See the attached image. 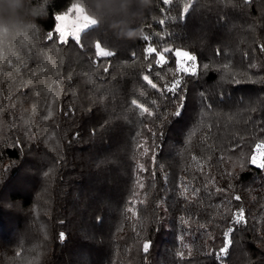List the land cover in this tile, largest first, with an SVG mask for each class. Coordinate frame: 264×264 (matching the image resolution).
<instances>
[{
	"label": "trees",
	"instance_id": "trees-1",
	"mask_svg": "<svg viewBox=\"0 0 264 264\" xmlns=\"http://www.w3.org/2000/svg\"><path fill=\"white\" fill-rule=\"evenodd\" d=\"M75 2L95 20L80 34L83 47L49 40L54 17ZM8 6L0 264H264V170L249 162L264 143V0ZM148 36L197 57L195 76L175 73L174 54L153 67L161 87L178 78L182 91L145 85ZM97 42L114 55L95 64ZM133 101L153 114L142 116ZM240 209L246 220L237 225ZM229 228L233 242L218 260Z\"/></svg>",
	"mask_w": 264,
	"mask_h": 264
},
{
	"label": "snow or ice",
	"instance_id": "snow-or-ice-1",
	"mask_svg": "<svg viewBox=\"0 0 264 264\" xmlns=\"http://www.w3.org/2000/svg\"><path fill=\"white\" fill-rule=\"evenodd\" d=\"M165 4L171 3V0H163ZM245 4H249L252 2V0H243ZM190 7L189 4L184 5V11H187V9ZM67 15H56L54 19L57 22L65 21L67 20ZM163 23V21H160ZM84 25L75 26L74 31H68L63 24H59L53 33L48 37L49 40H54L55 35L58 33V38L60 43L67 44L68 38L70 37L72 41L76 42L80 47H83L82 44H80V33L83 30ZM145 47L143 49V56L146 57L149 61L153 62L152 66L146 70V74L143 76V81L146 86L150 87L152 90H155L159 93H177L182 91V82L178 78H173L172 82L170 84L165 83L163 87H161L156 80L153 78V67L156 68H164L169 63L168 57L170 55L174 54V57L177 61V68L175 69V73H179L181 76L183 75H190L195 76L198 71V59L196 56H194L190 51L184 50V49H171V48H161L156 46L153 42H151V37H145ZM96 60L94 61L95 64L100 63L102 60L111 57L114 55V53L104 49L99 42L96 44ZM261 51H264V46L261 47ZM136 54H132V58L135 59ZM204 69H208L209 65H203ZM104 71L107 72L108 68L105 67ZM159 73V72H157ZM158 78H161V74L157 76ZM175 77V74H174ZM133 105L139 109L140 114L142 116H150L153 113L149 110V107H147L145 104L138 103L136 101H133ZM180 110H177L174 115L179 116ZM249 162L251 165H254L256 168L264 170V143H259L255 145V154L250 156ZM243 167V165H241ZM141 170H143V165L140 166ZM197 189L193 188L192 192L195 194ZM216 191H221V189L218 187L216 188ZM224 191H227V189H224ZM187 193V188L184 189V192L182 195ZM235 201H240L242 197L240 195H236L233 197ZM129 212H133L134 210L132 208L128 209ZM246 220V215L243 209L238 210L234 217H233V223L237 225L244 224ZM233 232L232 228H229L227 231L224 232V240H223V246L219 249V253H214L213 255H216L218 260H222L225 255L229 252V246L232 244L231 234ZM150 248V243L145 242L143 245V249L145 251V254L147 253V250ZM179 255H183V253H180Z\"/></svg>",
	"mask_w": 264,
	"mask_h": 264
},
{
	"label": "rangeland",
	"instance_id": "rangeland-1",
	"mask_svg": "<svg viewBox=\"0 0 264 264\" xmlns=\"http://www.w3.org/2000/svg\"><path fill=\"white\" fill-rule=\"evenodd\" d=\"M57 15H67L68 18L65 21H60V22L56 21L55 28L59 24H63V25H65L66 29L70 32L74 31L75 26L84 25V28H83V30H84L87 27H89L95 23V20L84 11L83 7L81 6V4H79V2L73 3L68 8L67 11H65L63 13H59ZM82 31H81V33H82ZM57 35H58V33H57ZM96 51H97V49H96Z\"/></svg>",
	"mask_w": 264,
	"mask_h": 264
},
{
	"label": "clouds",
	"instance_id": "clouds-1",
	"mask_svg": "<svg viewBox=\"0 0 264 264\" xmlns=\"http://www.w3.org/2000/svg\"><path fill=\"white\" fill-rule=\"evenodd\" d=\"M7 3H8V0H0V20L5 18L6 13L8 15L11 14V11H12L11 7L10 6L5 7Z\"/></svg>",
	"mask_w": 264,
	"mask_h": 264
}]
</instances>
